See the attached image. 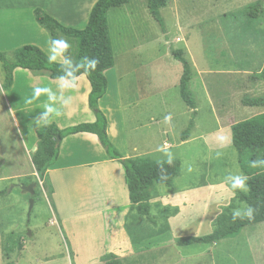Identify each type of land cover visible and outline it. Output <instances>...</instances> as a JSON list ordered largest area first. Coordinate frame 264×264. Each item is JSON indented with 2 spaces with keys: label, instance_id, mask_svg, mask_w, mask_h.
I'll list each match as a JSON object with an SVG mask.
<instances>
[{
  "label": "rangeland",
  "instance_id": "obj_1",
  "mask_svg": "<svg viewBox=\"0 0 264 264\" xmlns=\"http://www.w3.org/2000/svg\"><path fill=\"white\" fill-rule=\"evenodd\" d=\"M251 1L167 0V6L161 10V16L167 26L168 49L160 43L162 32L149 15L145 0H137L135 3L131 1L128 4L130 6L125 5L124 11L116 9L112 10L116 15L109 14L110 40L114 56V67L108 75L111 85L113 86L115 78L120 99L124 103L148 97L153 102L150 106V116L156 115L159 119L160 110L162 117L166 111L172 122L166 141L173 147L170 146L165 151L159 152L163 137L155 140L158 127L147 122L148 115L147 128L139 134L146 138L143 139L144 142L140 140L141 146L145 147L151 141V150L154 153L147 156L149 159L156 162L177 160L180 165L179 175L174 179L173 186L168 188L154 185L150 191L153 197H214L224 205L229 203L221 209L223 213L238 203L237 192L247 193L246 182L247 191L233 187L237 177L244 181L246 178L240 172L237 152L231 145L229 128L235 123L256 116L262 109L264 111L263 107L248 108L241 104L245 98L264 97V79L258 75L264 64V42H260L264 38V9L261 7L255 18L259 23L252 22L246 17L248 9L244 10L253 4ZM115 16L118 19H114ZM37 27L45 32L47 45L43 43L42 40L45 39L41 34L12 37L13 28L3 26V10H0V53L11 59L14 50L30 44L41 49L52 61L64 62L63 57L56 59L48 32L39 25ZM20 39H28L29 42H13ZM176 40L181 42L177 44ZM40 41L42 42L39 43ZM185 42H188L189 46ZM136 43L141 45L140 50L132 48L137 46ZM169 49H178L185 53L183 56L190 62L193 72V91L205 93L207 88L215 102V106L212 104L208 107L206 102L200 99L201 104L197 105V115L195 113L194 116V127L190 131L192 140L182 145H177L180 142L179 135L186 129L193 116L179 94L182 66L173 59ZM243 63L247 64L245 69L239 67ZM17 71L19 72L11 88L3 91L0 63V192H5L0 195V264H89L87 259L89 261L88 255L91 252L78 250V243L70 241L64 229L53 223L51 209L55 210V202L53 204L51 196L47 197L44 192L49 193V187L52 186L46 175L43 181L37 177L31 162L36 147L29 139L30 132L39 125L38 113L50 114L48 101L51 91L46 88L47 91L37 95L35 89H45L46 85H32L27 78L19 75L26 73L37 76L38 72L23 69ZM43 75L48 76L47 72H43ZM79 103L81 104L80 100ZM75 104L77 105V102ZM127 109L126 120H129L127 124L130 127L131 116L132 123L137 121V117L128 114L131 110L128 107ZM139 118L144 120V115ZM135 125L139 127L138 123H133V129ZM221 137L224 139L221 140ZM101 175L97 173L96 180H99ZM31 183H36V195L33 196L34 205L28 218L29 195L24 193L20 186ZM100 183L96 181L95 185L101 187ZM113 187L120 190L119 185L115 184ZM82 190L83 194L79 196H83L85 200L79 204L65 196L59 197L60 214L82 210V207L85 210L98 209L106 203L105 197H92V189L89 186L82 187ZM99 190L101 191V188ZM125 193L127 194L126 190ZM47 200L51 203V209ZM147 204L148 209L154 212L155 201L151 199ZM239 205L246 210L245 205ZM238 209L237 212L243 211L242 208ZM175 211L174 207H169L167 214H175ZM49 218L52 220L48 222ZM16 228H25L26 231L15 233ZM31 230L33 238L27 236V232L31 233ZM95 230L92 227L91 233ZM198 230L193 235L178 232L177 237H201L213 231ZM241 234L238 237L240 240L248 239L249 243L254 244L247 252L245 264H264V222L245 227ZM24 241L27 243L26 249L22 247L20 250L18 245H23ZM85 254L86 256H83ZM203 262L186 264H206ZM217 264L232 263L218 260Z\"/></svg>",
  "mask_w": 264,
  "mask_h": 264
},
{
  "label": "crops",
  "instance_id": "obj_2",
  "mask_svg": "<svg viewBox=\"0 0 264 264\" xmlns=\"http://www.w3.org/2000/svg\"><path fill=\"white\" fill-rule=\"evenodd\" d=\"M257 1L260 0H252L251 2L254 4ZM262 1L264 3V0ZM96 2L97 0H0V10H3V26L13 28L12 37L22 36L24 34L31 35L32 33L41 34L45 39V41L42 40L43 43L47 45L45 32L37 27L38 24L35 21L34 15L35 11H40L63 27L83 29L87 24L89 13ZM133 3L132 5H134ZM263 3L262 9H264ZM128 4L127 6H130ZM248 7H245L244 10H247ZM116 9L124 11L126 8L124 5ZM112 10L108 12L107 19L109 18V14L115 12H112ZM114 14L116 15V13ZM246 17L248 18V16ZM114 19H118V17L115 16ZM252 22L259 23L257 19H253ZM108 25L110 32L109 20ZM262 26L264 27V25ZM165 28L166 33L161 34L162 38L160 39V43L164 48L168 49V31L166 24ZM20 41L29 42L28 39L15 40L13 42ZM180 42L181 40H178L177 44ZM260 42L263 43L264 38ZM138 43H136L137 46H132L136 51L137 49H141V45ZM185 43L189 46L188 42ZM169 52L171 55L170 49ZM185 52L188 54L187 48H185ZM55 53L57 54H55L57 60L62 57L59 53ZM58 63H65V61L59 62L58 60ZM239 67H244L245 69L247 64H240ZM263 67L264 64L260 68V71ZM111 70L109 69L104 73L107 80V90L99 100L98 108L104 114L107 121V137L122 158L149 159L147 156L154 153L151 150L150 140L149 144L145 147L140 144V140L144 142L143 139H146L142 138L139 134L145 132L148 116L149 120L147 122L154 123L158 127L155 140L158 141L159 138L163 137V141L159 144V152L162 150L165 151L170 146L173 147L166 141L168 128H170L169 126L172 123L170 122L171 119H165V117H168V112L165 111L162 117V110H160L159 119L156 115L150 116V106L153 102L148 97L124 103L120 99L115 78L113 80V86L110 83L108 75ZM18 72L17 69L13 72V80H15ZM239 73H242V71H239ZM37 74V76H32L31 74L21 73L19 76L27 78L28 82L32 85L36 83L46 85L45 89L48 88L51 91L48 106L51 109L52 107L54 108L49 112V115L38 113L39 125L35 129L43 125L54 124L59 130H63L79 124H91L95 122V116L87 104V98L91 88L85 76L81 75L70 81L65 79L51 80L48 76L43 75V72ZM192 78L189 83V89L191 87L190 91L194 95L196 109L192 110L185 106L190 112L192 111V114L195 112L197 115V105L201 104L200 99L205 101L208 107L212 104H214L212 106H215V102L214 97L208 93L207 88L204 90L205 93L193 91L191 85ZM76 102L77 105L75 104ZM127 107L131 110L128 114L137 117V121L133 123H138L139 127L135 125L133 129V116H131V122L129 123L130 127L127 124V121H129L126 120ZM262 113H264L263 109L255 115L257 116ZM140 115H144V120L139 118ZM35 129H32L30 132L31 138L29 139L36 147L38 139L35 136ZM190 134L186 141H181L179 135L180 142L177 145L189 143L192 140ZM156 144L157 142H155ZM97 173L102 174L99 180H96ZM46 178L49 180L52 188L49 187V193L44 191L45 195L47 197L51 196L53 204L55 202V210H52L51 203L47 200V205L53 215V223L64 229L70 241H76L78 243V250L86 253L87 251L91 252L88 255L90 262L87 259L89 264H94L95 262H97L96 264H105L103 258L109 255L114 256L122 264H186L188 262L195 263L196 261H204L203 263L206 264H217L218 260L229 261L232 264H242L243 262L245 264L247 262V252L254 245L249 243L248 239L242 241L238 238L242 235V230L245 229L243 228L236 236L221 239L210 245L193 244L189 246H178L177 240L179 238H185L177 237L178 232L193 235L196 234L197 229H202L207 232L214 230L217 216L221 214V209L228 206L229 203L224 205L218 198L214 197L201 199L198 197L178 195L179 197L169 199L164 196L153 197L150 194L147 203L151 199L155 201L154 212L149 210V216L153 221L150 222L135 209V206L129 200L123 166L119 162L110 160L107 157L97 137L92 134L78 133L60 140L57 160L48 169ZM96 181L101 182L100 186L101 184L102 186L97 187L95 185ZM115 184L119 185L120 190L113 187ZM86 186L92 189V193L90 194L92 197L98 196L99 198L100 196L106 198L104 206L92 210H85L82 207V210H73L69 214L67 212L60 214L61 211L59 208L61 209V206L58 203L59 197L65 196L74 203L78 202L79 204L83 199L85 200L83 196L79 195L83 194L82 187ZM99 188H101V191ZM169 207H174L176 210L175 214H167ZM238 208L243 209V211L238 212L239 214L245 213L246 210L244 207L241 205L238 206V204L234 205L232 212L236 214ZM51 220L49 218L48 222ZM92 227L96 229L93 233H91ZM23 231H26V229L16 228L15 233L20 234ZM30 234L31 238H33L32 230ZM22 243L23 248L26 249L27 243L25 241ZM83 256H86V254ZM46 259L44 258V260Z\"/></svg>",
  "mask_w": 264,
  "mask_h": 264
},
{
  "label": "trees",
  "instance_id": "obj_3",
  "mask_svg": "<svg viewBox=\"0 0 264 264\" xmlns=\"http://www.w3.org/2000/svg\"><path fill=\"white\" fill-rule=\"evenodd\" d=\"M135 0H97L93 5L86 26L83 29L63 27L50 17L35 11V21L48 32L50 45L54 52L59 53L65 63L52 61L41 49L35 45H23L7 58L0 53L3 80L2 89L7 91L13 84V72L16 69L31 72H47L51 80H74L83 75L90 85L87 98L88 107L95 116L91 124H79L59 130L54 124L43 125L35 129L38 139L36 149L31 157L34 172L40 180L48 169L53 166L59 153V143L56 136L63 138L78 133L95 135L110 160L119 162L124 170L129 200L135 209L153 222L149 216L147 200L154 185L172 187L173 181L179 175V161L171 160L154 162L147 158L123 159L116 148L110 143L106 128L107 121L98 108L99 100L107 90V80L104 73L114 67V56L110 40L108 12L120 8ZM146 8L152 19L158 24L162 34L166 33L165 22L161 10L167 6V0H145ZM263 1H257L247 10V16L255 19L260 12ZM65 39L69 47L61 52L55 50L54 40ZM172 57L182 65V75L179 81V94L183 103L192 110L196 109L193 93L189 90L192 78L190 63L183 57L181 50H171ZM98 59L95 70L89 63ZM264 79V67L258 74ZM244 107H263L264 97L245 98L241 101ZM184 131L180 134L181 141H186L194 126L195 112ZM231 145L236 150L240 172L246 178L247 193L237 192V204L246 207L244 214L236 215L230 206L228 212L221 213L213 232L197 238L187 237L177 240L178 246L193 244H213L221 239L236 236L241 229L264 222V113L240 121L230 127ZM5 192H0V195ZM36 195V194H34ZM231 209V210H230ZM251 210V211H250ZM251 216V219L249 218ZM21 250L23 245L19 243ZM105 264H122L114 256L103 258Z\"/></svg>",
  "mask_w": 264,
  "mask_h": 264
},
{
  "label": "clouds",
  "instance_id": "obj_4",
  "mask_svg": "<svg viewBox=\"0 0 264 264\" xmlns=\"http://www.w3.org/2000/svg\"><path fill=\"white\" fill-rule=\"evenodd\" d=\"M54 44H55V50L58 52H61L65 49H67L69 47L68 41L65 39H56L54 40ZM99 63V60L96 59L94 61H91L89 63V67H91L93 70H95L96 65ZM66 86V85H64ZM43 91H47V89H35V93L38 95L40 92ZM49 111H52V109H49ZM165 119H170V116L165 117ZM221 140L224 139V137L220 138ZM169 163H171V160H169ZM233 187H239L244 191H247V188L245 187V181L243 179H241L240 177H237L234 181ZM251 211V210H250ZM236 215H239V213L237 212ZM249 218L251 219V216L249 215Z\"/></svg>",
  "mask_w": 264,
  "mask_h": 264
},
{
  "label": "water",
  "instance_id": "obj_5",
  "mask_svg": "<svg viewBox=\"0 0 264 264\" xmlns=\"http://www.w3.org/2000/svg\"><path fill=\"white\" fill-rule=\"evenodd\" d=\"M56 142L59 143L60 142V138L58 136H56ZM21 190L24 192V193H27L29 195V207H28V213H27V217L29 218L30 216V213L32 211V208H33V205H34V199H33V196L35 194V188H36V183H31L29 185H26V186H20ZM27 236H31V234L29 232H27Z\"/></svg>",
  "mask_w": 264,
  "mask_h": 264
}]
</instances>
